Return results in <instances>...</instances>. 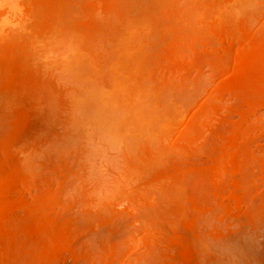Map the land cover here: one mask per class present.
I'll return each mask as SVG.
<instances>
[{
    "label": "bare ground",
    "instance_id": "6f19581e",
    "mask_svg": "<svg viewBox=\"0 0 264 264\" xmlns=\"http://www.w3.org/2000/svg\"><path fill=\"white\" fill-rule=\"evenodd\" d=\"M141 1L0 0V264H54L69 259L77 264L90 255L100 258V264L117 262L113 259L125 246L123 239H111L101 249L76 245L86 217L101 226H120L112 210L106 209L111 197L99 202L100 210L93 211V204L86 202L85 216L79 215L72 210L77 202L72 205V201L63 200L60 180L65 172L60 164L57 167L61 169L53 167L59 182L54 187L55 181L48 175L50 167L31 169L33 172L26 160L23 164L15 157L14 151L24 147L34 130L36 123L30 127V113L50 102L59 105L55 120L64 119L65 135L76 138L75 149L84 155L93 151L94 157L102 148L99 135L94 134L95 126L106 119L104 129L119 132L131 115L142 111L143 104L152 97L151 89L156 98L176 76L186 74L202 61L199 52L207 49L211 35L221 40L216 57L223 55L232 60V76L223 78L215 92L236 98L231 109L238 120L229 122L217 106L207 107L203 102L183 133L194 134L196 140L202 136L223 138L222 147L208 151L204 158L190 159L191 153L187 152L188 157L185 153L193 145L182 153L179 141L174 140L167 147L147 148L142 160H127L125 172L119 168L116 191L119 189L120 196L139 209L135 220L141 225L135 223L146 230L143 247L147 253L137 259V264H196L201 246L196 223L202 210L208 212L211 208L224 216L234 212L237 217L248 218V226L253 225L255 216L264 214V192L250 187L253 133L248 128L249 115L264 106V31L252 32L246 23L237 21L241 7L235 5L236 0H184L181 6L172 5V0L166 5L153 0L156 7L151 8ZM161 4L164 16L160 18L155 10ZM29 21H34L32 26ZM21 36L22 42H13ZM160 39L164 42L161 50L156 49ZM238 40L243 47L233 53L232 45ZM92 102L103 112L90 115ZM59 109L65 112L64 118ZM46 133L38 135L41 141L34 142H46ZM89 157L84 158L92 164L94 158ZM259 163L258 176L264 180V159ZM188 173L193 175L191 181ZM227 180L230 189L226 188ZM205 181L215 195L212 199ZM32 189L35 191L28 201L25 193ZM149 191L161 201L156 211L141 204L142 195L146 197Z\"/></svg>",
    "mask_w": 264,
    "mask_h": 264
},
{
    "label": "rangeland",
    "instance_id": "374dc122",
    "mask_svg": "<svg viewBox=\"0 0 264 264\" xmlns=\"http://www.w3.org/2000/svg\"><path fill=\"white\" fill-rule=\"evenodd\" d=\"M144 1L145 3L143 4L145 5L147 3L148 5L149 3L148 7L150 8L152 5L153 7L154 6L156 7L155 3L163 2V4L166 5L167 2V0H161V1L154 0L155 1L154 3L153 0H148V1L142 0L141 3ZM184 3H185L184 0H172V5L175 4L174 6H176L177 4L178 6H181L184 5ZM235 3L236 6L241 7V10L238 9L239 11H241L240 16L238 17L239 20H237L238 22L243 21L248 25V28L251 29V31L254 30V32L256 31V33L257 31L260 32L261 30L264 31V0H236ZM163 4H161V7L160 5H158L159 7L157 6V8L159 9L156 8L155 10L156 13L159 12L158 16L160 15V18L161 16L162 17L164 16L162 13L163 11L162 6L164 7ZM135 7L137 6L135 5ZM165 9L166 7L164 8V10ZM35 15L37 16L36 13ZM33 22L34 21H29L28 22L29 26H32ZM234 23L237 24V22ZM213 36L214 35H211L209 36L210 39L208 38L209 45L206 47L208 50L205 49L206 51L202 50L201 52H199L200 54L198 53L202 61H200L194 67L192 66L186 74L183 73L182 75H179L180 77L176 76L175 77L176 79L174 78L170 87L166 86L165 90L162 89L161 91L162 93L160 92L159 95L157 94L158 96L155 95L156 98L154 97V94L156 93L154 92V90L151 89L149 92L152 95V97L148 98L146 103L143 104L142 111H140V113L135 112V114L130 116L127 123H124L123 125L120 124L121 127H119L120 128L119 132L117 130L111 131V129H108L111 133L106 131L104 129L106 127L105 126L106 119L101 120V124L95 126L96 132L94 134H96L95 136L99 135L98 140L102 141V148L100 149V151L96 152L95 155H93L94 157H92L93 151H90L91 154L89 153L88 155H91V157H89L87 154H85L87 155L85 156L84 153L82 154V152L76 150L77 146L75 143H77V141L74 135L73 137H71V135L69 134L68 136L65 135V132L67 130H65V124L63 123L64 119H62L60 122L55 120V113L58 112V108H59L56 106L59 105L51 104L50 102H44L40 104L38 108H35L36 110L33 109V111L30 113L29 117H32L33 120V122L30 123V127L31 126L33 127V124L35 123L36 125H34L33 127L34 130L32 132H30L31 130L30 127H29L30 130L26 131V133L30 132L29 134L27 133L29 136L25 134V137L24 135L22 137L24 139L28 137L27 139H30L31 142L26 139L27 141L25 140L26 142L25 145H27V147L24 145V147L14 151L15 152L14 154H16L15 157L18 158L20 162L22 161L23 164L27 161L25 164L28 166V169L30 170L36 169L35 171H37L38 169L41 168L43 169L46 167L47 169L48 167L50 168L52 167L51 170H49L50 168H48L47 170H48V175L51 178V181H55L53 182L54 187L57 186L58 181L56 180V176H55L56 174H53L55 173L53 171L55 167L59 169L63 168V171L67 175L64 177L65 174H63V177L60 180L61 181L60 188L62 189V196L64 197L63 200L66 202L72 201L71 203L72 205H74L75 202H77L73 206L72 210L74 209L73 212H76L79 215L82 216L84 215V204H86V202L88 203L89 201L91 205L93 204L92 209L97 208V210H100V208H102L100 204L105 200L106 196L111 197V200L107 204L109 206H107L106 209L107 210L109 209L110 211L112 210L111 211L112 213L111 212L110 213L114 214L113 217L116 218V221L118 224H120V226L117 227L116 229L112 227L113 228L112 229L111 227L101 226L95 222L92 223V221H90L86 217L84 218V220L86 221L83 220V228H81L78 238L76 239V243H77L76 245L86 244L92 246L93 248L101 249V247L104 244L107 245L112 240L120 239L122 241L123 239L122 242L124 244L122 245L125 246L128 245V248L122 246V249L120 250L121 252L117 254V256L115 255L116 257L113 259V263L114 261H117L114 264H137V259L139 257H142V254L143 256H145L147 253L146 248L143 247L145 245L143 244L144 243L143 241L146 236L145 233L146 230L144 229L143 226L142 227L145 231L141 229L139 227L141 224L136 222L137 220L136 216L138 215L136 212L140 213V211H138L139 209L137 208L136 210V207L129 204V202H127L126 200V197L120 196L121 193L119 192V189L116 191L117 186L115 185L118 183L116 181V179H118L117 175L121 174L120 173L121 171L122 173L125 172L126 168L128 167L127 160H132L134 158L135 160L136 159L138 160L139 157H141L140 159L142 160L146 157V153L148 151L147 148L156 149L161 147H167V144L173 142L174 140L179 141V145H180L179 148L181 152L183 150L182 153H185L184 150L187 147L189 148L190 146L193 145V149L189 150L191 147L189 149L187 148L188 150L185 153V155L187 154L188 151H189L188 152L189 155L191 153L190 159L204 158V156H206L208 151L212 149H218L222 147V145L225 143V140L220 137L218 138L214 136H209V137L202 136L203 138L200 137V140L199 139L196 140L194 134L190 132L183 133L184 132L183 130H185L186 126L189 124L190 121L189 119L191 118V116L192 117L195 116V112L197 113L198 109H200L201 106H204L203 105L204 103L205 105H207V107L217 106L219 111L226 117V119L229 122L234 123L238 120V116H236V114L231 109L232 105L236 103V98L232 96L230 93L217 94L215 92L216 86L222 85V83L226 78L232 76L230 72L232 66L231 65L232 60L231 58H226L223 55L217 56L218 58L216 57V54H218L216 50L218 49V47H220L221 40H219L217 36L215 37ZM24 37L27 38V34H25ZM17 38L18 39H14L13 42L20 43L23 41L22 36ZM156 46H155L156 49L161 50V48H163L164 46L163 40L162 39L158 40ZM242 47L243 45L241 42H239V40L237 42L235 41L232 45V52L236 53ZM49 105L52 107H50ZM59 110L61 111V109ZM88 111L90 115L92 114L94 115L95 111L101 113L103 112V109H101L96 102H92L91 104H89ZM61 113L64 118L65 112L61 111ZM98 115L96 117V120L100 119ZM96 120L94 121L96 122ZM248 125H250L248 128L250 130L252 129L251 132L253 133V135H251L250 138V149H251L250 152L252 154V159H250L252 163V165L250 164L251 167V172H250L251 177H249L251 178L249 179L251 181L250 187L252 188L253 191L256 190L259 191L258 193H261V191L264 192V180L260 178V176H258L259 175L258 170L261 166L259 163V159L261 158L264 159V106L260 107L258 111L251 113L249 115ZM45 128L46 130L47 129L48 130L46 131ZM44 132H47L45 134L47 135L46 136L47 141L45 140L46 142H43V144L42 142L39 144L38 142H34V140L38 141V139L41 138L42 136L41 134H44ZM49 134L50 136H48ZM38 135L41 136L39 137ZM77 154L79 155V157ZM24 155L26 157H24ZM189 155L186 156L188 157ZM84 157H89L91 159L94 158L93 163L88 164L89 163L88 161L90 159L86 160L87 158ZM51 161L53 162L54 166H52ZM59 164L60 167L62 166L61 168L57 167L59 166ZM119 168L121 171L119 170ZM65 169L67 170L69 169L68 170L69 173ZM70 169L72 171H70ZM77 171L79 172L77 173ZM77 175L79 177H77ZM189 175L191 181L193 179V175L188 173V176ZM63 182L65 185H63ZM91 183H93V185ZM204 183L207 184V181H205ZM77 185H79L80 187ZM226 185H227L226 186L227 189L231 188L230 181L227 180ZM206 186L209 193L208 196H210L211 199L214 198L213 196L215 195L210 190L211 187L208 184ZM81 187L85 190V192L82 191ZM86 187L88 190L85 189ZM130 187H133V185H131ZM113 189L115 190V192ZM34 191L35 189L34 190L32 189L31 193L29 192L27 194L25 193L28 201L30 200L31 198L30 196ZM93 191L95 194L93 193ZM82 192L87 197L83 196ZM88 192H90L91 194ZM108 194H110V196ZM90 195L93 198H90L89 197ZM143 196L144 195H142L143 203H141L143 207L146 206L147 208H151L155 210L161 202L159 200V196H157V194L153 191H149V193L147 192L146 197ZM85 198H87V200H85ZM96 203L98 204V206ZM209 209H210L208 210L209 213L205 209L206 211L205 210H202L204 212L201 211L203 214L200 212H199L200 214L198 213L199 215L197 214L199 218L196 216L198 218V219L196 218L198 221V223H196V226L198 225L196 228L199 227L197 229L199 234L197 233V235L201 239L200 241L201 246L199 248L200 256L198 255L200 259H197L196 264H264V214L259 216L257 215V217L254 215L255 216L254 220L256 221V222L254 221L255 225L253 223L252 226L251 224L248 226L247 225L248 220L245 223V220L248 218L239 217V216L237 217L235 216L236 214H234V212L232 213L230 212L224 216L222 214H217L215 210H214L215 213H213V209L211 208ZM95 210L96 209H94L93 211ZM139 218L140 216L138 217V219ZM140 220L141 218L139 219V221ZM132 221H134V223ZM135 222L138 223L139 226ZM130 233L133 234L131 235ZM19 234L21 235L22 233ZM1 236L2 234H0V238ZM2 239L3 238H1V240ZM88 257L89 258L81 259L76 263L77 264L101 263L100 258L98 259L94 255H90ZM63 262L56 261V263L54 264H73L72 263L73 261L71 262L70 259Z\"/></svg>",
    "mask_w": 264,
    "mask_h": 264
}]
</instances>
